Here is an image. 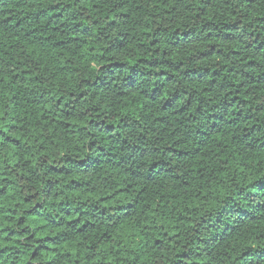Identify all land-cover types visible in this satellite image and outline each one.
Returning a JSON list of instances; mask_svg holds the SVG:
<instances>
[{
    "label": "trees",
    "instance_id": "16d2710c",
    "mask_svg": "<svg viewBox=\"0 0 264 264\" xmlns=\"http://www.w3.org/2000/svg\"><path fill=\"white\" fill-rule=\"evenodd\" d=\"M0 264H264V0H0Z\"/></svg>",
    "mask_w": 264,
    "mask_h": 264
}]
</instances>
